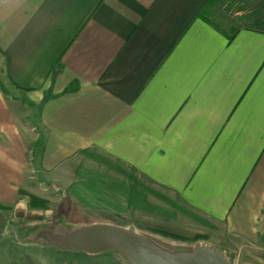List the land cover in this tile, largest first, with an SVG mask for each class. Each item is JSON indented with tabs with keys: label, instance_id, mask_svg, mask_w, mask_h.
<instances>
[{
	"label": "crops",
	"instance_id": "1",
	"mask_svg": "<svg viewBox=\"0 0 264 264\" xmlns=\"http://www.w3.org/2000/svg\"><path fill=\"white\" fill-rule=\"evenodd\" d=\"M34 180L264 264V0H0V208ZM34 230L0 264H122Z\"/></svg>",
	"mask_w": 264,
	"mask_h": 264
},
{
	"label": "rangeland",
	"instance_id": "2",
	"mask_svg": "<svg viewBox=\"0 0 264 264\" xmlns=\"http://www.w3.org/2000/svg\"><path fill=\"white\" fill-rule=\"evenodd\" d=\"M217 24L224 26L222 22ZM96 184L95 181H72L61 184L53 181L34 180L31 187L32 193L24 194L26 196H22L23 200H20L16 205L0 208L7 220L2 233L7 236L15 233L19 237L22 236V230L26 226H32V228H37L34 231L38 235L30 240L44 244L48 243L45 234L47 231L53 234H64L106 223L125 227L149 239L156 247L170 253L189 252L196 246H207L212 250H218L219 246L214 243L210 244L211 241L206 238L194 237L185 240L157 233L148 227V204L145 202V200L148 201V197L137 198L136 210L133 207H128L129 205L109 202L108 205H103L105 209L103 211L101 199L98 197L99 193L96 191ZM83 188L84 191H82ZM23 209H25L23 216L18 217L17 214ZM64 248L81 251L75 246H65ZM104 252L115 251L107 249ZM122 260V264H129L123 257Z\"/></svg>",
	"mask_w": 264,
	"mask_h": 264
},
{
	"label": "water",
	"instance_id": "3",
	"mask_svg": "<svg viewBox=\"0 0 264 264\" xmlns=\"http://www.w3.org/2000/svg\"><path fill=\"white\" fill-rule=\"evenodd\" d=\"M24 211L17 216L22 217ZM6 217L0 211V235L6 226ZM47 242L57 246H75L85 253H101L113 249L129 264H232L220 251L207 246H196L189 252L170 253L149 239L129 229L113 224H96L64 234L45 232Z\"/></svg>",
	"mask_w": 264,
	"mask_h": 264
},
{
	"label": "trees",
	"instance_id": "4",
	"mask_svg": "<svg viewBox=\"0 0 264 264\" xmlns=\"http://www.w3.org/2000/svg\"><path fill=\"white\" fill-rule=\"evenodd\" d=\"M35 228V227H34ZM37 229V228H36ZM155 232H157V233H161V234H166V235H168V236H173V237H176V238H179V237H177V236H174V235H171V234H167L166 232H161V231H155ZM180 239H182V238H180Z\"/></svg>",
	"mask_w": 264,
	"mask_h": 264
}]
</instances>
